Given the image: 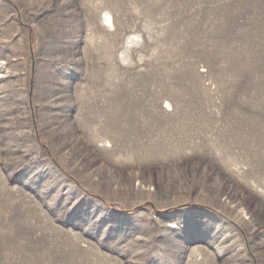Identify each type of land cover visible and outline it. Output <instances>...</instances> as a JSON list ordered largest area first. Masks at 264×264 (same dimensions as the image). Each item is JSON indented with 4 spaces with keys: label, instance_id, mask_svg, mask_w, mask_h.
<instances>
[{
    "label": "rangeland",
    "instance_id": "1",
    "mask_svg": "<svg viewBox=\"0 0 264 264\" xmlns=\"http://www.w3.org/2000/svg\"><path fill=\"white\" fill-rule=\"evenodd\" d=\"M0 264H264V0H0Z\"/></svg>",
    "mask_w": 264,
    "mask_h": 264
},
{
    "label": "bare ground",
    "instance_id": "2",
    "mask_svg": "<svg viewBox=\"0 0 264 264\" xmlns=\"http://www.w3.org/2000/svg\"><path fill=\"white\" fill-rule=\"evenodd\" d=\"M107 20H109V19H107ZM107 20H106V21H107ZM111 21H112V20H111ZM106 23H107V22H106Z\"/></svg>",
    "mask_w": 264,
    "mask_h": 264
}]
</instances>
